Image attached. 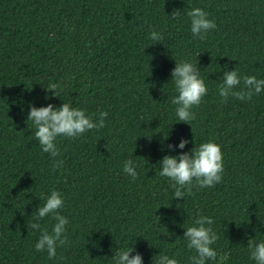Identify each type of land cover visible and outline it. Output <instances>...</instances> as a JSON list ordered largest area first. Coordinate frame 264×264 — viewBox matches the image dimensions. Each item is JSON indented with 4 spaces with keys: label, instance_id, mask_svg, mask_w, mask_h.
<instances>
[{
    "label": "trees",
    "instance_id": "16d2710c",
    "mask_svg": "<svg viewBox=\"0 0 264 264\" xmlns=\"http://www.w3.org/2000/svg\"><path fill=\"white\" fill-rule=\"evenodd\" d=\"M197 7L216 23L204 40L187 16ZM153 29L162 40L149 39ZM175 60L196 65L207 87L191 125L171 103ZM235 70L264 79V0H0V264H115L118 248L132 247L143 264L160 254L190 264L196 253L183 237L199 215L219 237L206 264H256L248 243L264 241V90L223 102L218 86ZM64 102L94 122L108 116L102 129L58 136L53 158L28 114L30 105ZM209 141L223 153L222 181H193L175 198L159 162ZM129 159L135 179L123 171ZM52 190L69 223L68 243L49 259L28 225ZM36 222L49 232L55 223L51 215Z\"/></svg>",
    "mask_w": 264,
    "mask_h": 264
},
{
    "label": "clouds",
    "instance_id": "9594fccd",
    "mask_svg": "<svg viewBox=\"0 0 264 264\" xmlns=\"http://www.w3.org/2000/svg\"><path fill=\"white\" fill-rule=\"evenodd\" d=\"M179 10L173 11L172 18L176 19ZM190 18L191 33L194 38L204 40L210 30L216 28L214 20L209 19V14L203 9L197 7L187 12ZM149 39L160 41L163 39L162 33L152 30ZM176 61V60H175ZM172 83L178 95L171 98V103L176 105V116L180 122H189L195 119V113L192 111L194 106H199L203 97L207 94V87L204 80L199 75L196 65L189 61H176V67L172 70ZM243 84L238 91L234 89ZM48 91H55V96L63 89L57 83H50L46 88ZM264 90V79H257L256 76H240L237 70L225 71L223 83L218 86L219 95L223 102H227L230 96L239 100H251L253 95L259 94ZM107 112H100L98 122L85 114V111L73 107L72 104L64 102L61 107L48 104L45 107H35L30 105L28 121L33 122L35 128L34 136L39 142L43 152L49 153L53 158L60 155L56 145L58 136L76 138L88 130H99L105 127V118ZM193 130V129H192ZM194 133V131H193ZM189 143L182 139L178 147L184 149ZM175 149V145H168ZM63 160H55L54 168L63 166ZM161 170L158 175L167 177L172 181L175 198H184L190 194L195 185L201 188L213 187L222 181L223 153L220 145L213 141L202 143L199 147H194L188 153H181L179 156H164L159 162ZM123 171L135 179L138 175L136 166L131 159L125 161ZM185 189L187 192H185ZM64 200L62 194L57 190H52L50 195L44 198L43 203L38 207L32 216V223L28 225L33 230L41 232L38 242L35 244V250L43 252L47 250L49 259L56 257L57 246H64L68 243L67 229L68 218L61 215L59 210L63 208ZM51 215L55 221L51 232L47 229H41V221ZM213 219L206 215H199L194 221L193 226L186 228L184 239L189 249L195 250L196 255L189 258L190 264H206L208 260H216L217 253L212 245L219 239L211 225ZM250 258L256 264H264V241L256 243L255 239H250L248 243ZM134 248L119 249L115 252V264H143V257L137 252L135 256L130 255ZM157 257V256H156ZM154 264H178L174 258L168 255L160 254L158 259H154Z\"/></svg>",
    "mask_w": 264,
    "mask_h": 264
}]
</instances>
